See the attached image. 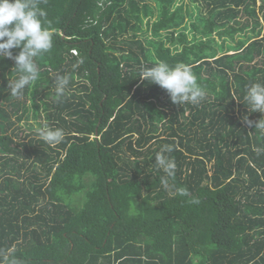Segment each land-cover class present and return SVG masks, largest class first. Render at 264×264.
Instances as JSON below:
<instances>
[{"label": "trees", "instance_id": "obj_1", "mask_svg": "<svg viewBox=\"0 0 264 264\" xmlns=\"http://www.w3.org/2000/svg\"><path fill=\"white\" fill-rule=\"evenodd\" d=\"M191 1L206 9L192 36L178 0H37L54 33L39 78L10 96L19 73L0 60V264H264V114L244 104L264 83V0ZM161 61L190 67L205 99L174 104L138 77ZM41 110L61 144L20 133Z\"/></svg>", "mask_w": 264, "mask_h": 264}, {"label": "clouds", "instance_id": "obj_2", "mask_svg": "<svg viewBox=\"0 0 264 264\" xmlns=\"http://www.w3.org/2000/svg\"><path fill=\"white\" fill-rule=\"evenodd\" d=\"M45 16L46 12L39 7L37 0H0V60H14L13 70L19 73L18 79L8 81L10 96H21L24 89L39 78L35 58L53 48L54 33L44 26ZM13 49H19L18 54L14 55ZM73 53L77 54V51L73 50ZM138 77L165 89L174 104L198 105L206 97V92L197 82L191 68L183 64L172 66L161 61L143 68ZM54 84L55 99L59 102L65 94L69 79L66 76H57ZM244 100L249 111L264 114V83L251 84L246 89ZM241 119L250 126L253 123L247 116ZM255 129L264 133V118L255 123ZM37 135L46 144L54 147L65 140L66 133L62 128L45 124L37 129ZM172 150V147L164 146L155 157L158 167L168 176L174 175L176 165L164 153H170ZM192 203L198 204L199 200L194 199ZM3 264L18 262L16 259L5 257Z\"/></svg>", "mask_w": 264, "mask_h": 264}, {"label": "rangeland", "instance_id": "obj_3", "mask_svg": "<svg viewBox=\"0 0 264 264\" xmlns=\"http://www.w3.org/2000/svg\"><path fill=\"white\" fill-rule=\"evenodd\" d=\"M261 3H262L261 0H257L256 6L258 7V10L260 8ZM177 4L178 5L183 4V11L182 12L184 13V16H185L182 25L178 29L184 28L187 31V33L189 34V36H192V33H191L192 32V22H196L197 14L200 13V11H206V9L203 8L201 3L192 2L191 0H178ZM241 18H244V16ZM247 18L250 21V25L247 28H245V30L242 31L241 34L236 33L234 35L236 41H238L239 39H242V37L247 38L248 36L251 35L250 30H251V27H253L252 26V20L253 19L249 18V17H247ZM260 21L262 22V18L260 19ZM257 27H258V29H260L261 25H257ZM263 32H264V23H262L261 34H263ZM243 33H244V35H243ZM216 39L219 42H222V40H224L226 45L232 44V39L229 37H222V38L216 37ZM231 52H233V51L230 50L229 53H231ZM39 114H40L39 116H34L31 113L30 117L21 123V127H22V129L20 131L21 134H25L26 132L30 131L31 127H33L34 129L35 128L38 129L39 124L41 122L42 123L45 122V112L41 110ZM82 196L84 197L83 192H79V193L75 194V196L73 198L78 203L77 205H79V206L83 205Z\"/></svg>", "mask_w": 264, "mask_h": 264}]
</instances>
